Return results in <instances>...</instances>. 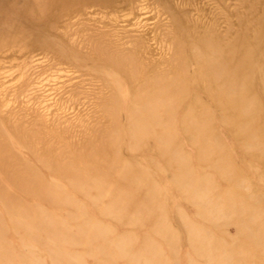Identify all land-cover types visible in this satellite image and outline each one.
Here are the masks:
<instances>
[{
	"label": "rangeland",
	"instance_id": "rangeland-1",
	"mask_svg": "<svg viewBox=\"0 0 264 264\" xmlns=\"http://www.w3.org/2000/svg\"><path fill=\"white\" fill-rule=\"evenodd\" d=\"M63 1L0 0V264H264V0Z\"/></svg>",
	"mask_w": 264,
	"mask_h": 264
},
{
	"label": "bare ground",
	"instance_id": "bare-ground-1",
	"mask_svg": "<svg viewBox=\"0 0 264 264\" xmlns=\"http://www.w3.org/2000/svg\"><path fill=\"white\" fill-rule=\"evenodd\" d=\"M74 1V0H73ZM75 1H79V0H75ZM12 2H14V1H12ZM34 3H35V6L37 7V9H38V14H39V18H43V17H45L46 15H49V14H51V13H54L55 11H56V9H58L61 5H62V3H64V1L63 0H34ZM12 4V3H11ZM15 4V3H14ZM10 6V5H9ZM13 7V6H12ZM3 20V19H2ZM228 23H229V21H228ZM138 27V26H137ZM59 29V28H58ZM67 36H69V35H67ZM93 36V35H92ZM139 36V35H138ZM65 37H66V35H65ZM43 39V38H42ZM78 39V38H77ZM39 40V39H38ZM74 41H75V38H74ZM73 40H72V42H74ZM93 41V40H92ZM37 45H42L44 48H45V46H47V45H49V46H51L50 45V43H49V41H46L45 42V40H44V42L43 41H38L37 42ZM59 43L57 42V43H54V46L56 47V48H58L59 47ZM82 45H84V43L82 44ZM90 46H91V44H89ZM175 45V44H174ZM131 46V45H130ZM134 46V45H133ZM75 47V46H74ZM84 48V47H83ZM127 48V47H126ZM130 48H133V47H130ZM87 49V50H86ZM86 51H87V53L88 54H90V53H92L93 51H92V49L90 48V47H88V46H86ZM173 49V48H172ZM16 51H18L19 52V54L21 55V56H23V61H24V63H26L25 64V67L24 68H22V69H20V71H21V77L22 78H20L21 79V81L22 80H24L23 79V77L24 78H28L27 76L31 73L30 71H31V67L33 66H29L30 64L26 61V60H28L27 59V57L28 56H26L27 54H29V51H30V49H29V47H22V48H20V49H18V50H16ZM31 64H33V62L31 61L30 62ZM40 64V63H39ZM15 71H17V70H14L13 72L12 71H10V73H17V72H15ZM30 72V73H29ZM38 72V71H37ZM35 74V73H34ZM56 74V73H55ZM61 74V73H60ZM63 74V73H62ZM7 75H9V77H10V75L11 74H7ZM37 76V75H36ZM4 77H6V76H4ZM11 78H12V75H11ZM34 78V77H33ZM34 79H36V78H34ZM55 79V78H54ZM41 81V80H40ZM39 81V82H40ZM49 80H46V82L45 83H47ZM54 81V80H53ZM19 82V81H18ZM20 83V82H19ZM17 84V83H16ZM24 84L25 85H30L31 84V81L30 82H26V81H24ZM44 84V83H43ZM47 84H49V83H47ZM46 85V84H45ZM10 86H14V85H10ZM42 86V85H41ZM8 87V86H7ZM6 87V88H7ZM35 88H36V86H34ZM33 87V88H34ZM4 88V87H3ZM32 88V87H31ZM32 88V89H33ZM38 88V87H37ZM52 88H53V86H52ZM28 90V89H27ZM29 90H31V89H29ZM45 90V89H44ZM47 90V89H46ZM45 90V91H46ZM8 92V91H7ZM33 92H35V91H33ZM30 94H31V92H29ZM40 93V92H39ZM45 93V92H44ZM61 93V92H60ZM27 94V93H26ZM25 94V96H27ZM37 94V93H36ZM41 94H43V93H41ZM48 94V93H47ZM34 96V95H33ZM29 97V96H28ZM37 97V96H36ZM32 98V97H31ZM33 99V98H32ZM17 100V99H16ZM27 100L29 101L30 100V98L28 99L27 98ZM26 100V101H27ZM36 100V99H35ZM71 101V100H70ZM69 101V102H70ZM88 101V100H87ZM37 102V101H36ZM68 102V103H69ZM74 102V101H73ZM79 102V101H78ZM63 103V102H62ZM72 103V102H71ZM11 104V103H10ZM78 104V103H77ZM65 105V104H64ZM73 105V104H72ZM9 106V105H8ZM10 107H11V105H10ZM46 107V106H45ZM8 108V107H7ZM8 110V109H7ZM6 111V110H5ZM51 112V111H50ZM18 126V125H17ZM69 126V125H68ZM10 129V128H9ZM67 130V129H66ZM34 138V137H33ZM164 139V138H163ZM102 140V139H101ZM40 141V140H39ZM167 141V140H166ZM42 144V143H41ZM4 148V147H3ZM50 149V148H49ZM1 151V150H0ZM62 154V153H61ZM71 157V156H70ZM72 158V157H71ZM4 168V167H3Z\"/></svg>",
	"mask_w": 264,
	"mask_h": 264
}]
</instances>
